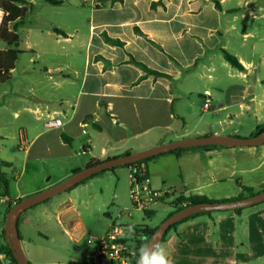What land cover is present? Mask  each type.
<instances>
[{"label":"crops","instance_id":"obj_1","mask_svg":"<svg viewBox=\"0 0 264 264\" xmlns=\"http://www.w3.org/2000/svg\"><path fill=\"white\" fill-rule=\"evenodd\" d=\"M25 1L26 5H18L25 8L24 20L31 12L35 17L28 32H36L39 40L43 32L48 34V46L40 48L47 61H41L34 43L23 51L18 43L21 55L31 54L32 65L19 75L14 65L11 87L4 94L10 97L6 99L10 110L9 101L20 103L12 111L15 116L26 111L33 119L31 125L24 124L26 130L13 135L18 151L25 154L13 194L6 171L14 173L15 167L1 157L0 145V177L8 182L7 195L0 184L4 203L0 234L9 204L53 185L43 181V171L37 167L31 169L30 180L43 184L30 190L19 181L32 148L41 140L43 152L36 157L50 153L66 166L65 174L54 179L59 183L92 160L192 137L242 132L249 137L264 125V30L258 28L264 0ZM45 11L49 16H42ZM42 22L48 25L44 31ZM222 50L234 56L243 70L233 68ZM51 116L64 125L47 131L44 121ZM2 129L0 142L10 137ZM106 141L110 143L105 145ZM93 148L96 153L91 154ZM70 158L75 161H67ZM144 165L154 189L170 190L167 203L180 194L222 201L237 197L241 186L254 193L262 188L264 144L185 150ZM96 178L20 215L18 234L24 255L30 233L40 235L37 227L47 230L50 222L61 227L77 249L85 239V252L90 250L94 239L116 221L109 215L104 229L91 235L74 217L82 202L77 201L79 190ZM167 205L170 210L162 220L172 212ZM162 220L146 226L156 227ZM3 243L0 237V246ZM162 244L171 264H264V202L243 208L240 214L225 210L195 216L171 229Z\"/></svg>","mask_w":264,"mask_h":264},{"label":"rangeland","instance_id":"obj_2","mask_svg":"<svg viewBox=\"0 0 264 264\" xmlns=\"http://www.w3.org/2000/svg\"><path fill=\"white\" fill-rule=\"evenodd\" d=\"M2 1L4 0H0V2ZM48 14L49 13L45 11L42 13V16H49ZM26 16L24 25L17 29L20 39L18 49L22 51L26 50L25 46L28 43H34L36 48L35 50L40 52L39 56L41 57V61H47L45 53H43L40 48L48 46V34L43 32L42 39L39 40L35 37L37 35H34L36 32L33 34L28 32L27 28L32 27L31 23H35L34 12H31ZM42 24L45 26L40 25V28L44 31V28H48V25L45 22H42ZM258 28L264 30V18L260 23L258 22ZM1 49H5L4 46L0 45V50ZM30 56L31 54L26 51L22 55L18 56L15 63L17 67V75L21 73V70L26 65H32ZM10 80L9 82L0 84V127H4L1 131L2 133L10 135L8 139L0 142V145L3 147L1 157L12 161L13 166L15 167L14 173L6 171L9 181V193L13 194L15 190V181H17L16 175L21 170L20 163L25 156L22 150L18 151V142L16 138L14 140L13 135L16 136L18 130H26V127L28 126L25 127V125H31L33 118L31 115L27 114L26 111H19V116H15L12 113L15 108L20 106V103L16 100L8 102V104L13 108L12 110H10V107H7L6 99L8 100L10 97L8 94L5 95L4 93L11 87ZM13 85L16 87V83ZM238 137L247 138V135L242 132ZM28 138H30V135ZM109 143L110 141H106L105 145H108ZM42 144L43 142L41 140L32 148L30 155L31 159H29L25 175L19 178L21 185L24 186L25 189L32 190L43 184L42 181L36 182L30 180L31 169L35 167H37L38 170L41 169L43 171V181L53 185L58 183H53L54 179L63 176L66 172V166L63 163L61 164V162H59V160H57L53 155H50V153L41 159L36 157L40 156V153L43 152L41 150ZM94 153H96V149L93 148L91 154ZM41 156L43 155L41 154ZM36 159L40 162L36 161ZM65 160L66 158L64 159V162ZM67 161L74 162L75 160L70 158ZM94 161L96 160H92L87 164L93 163ZM125 168L126 167H118L113 171H106L95 180H92V182H89L86 188L79 190L77 201L81 200L82 202L78 203L77 206V212L79 215H75V213L74 217L87 227L88 232L91 235H94L98 230L101 232L104 229L105 225L108 223L109 215L112 219H115L120 223H132L136 225L145 224L153 226L158 224V222L166 216V212L170 210L167 205L169 197L164 198V201H159V203L153 205L152 209L154 210V215L151 217H146L144 212L133 209L129 197V181ZM11 174L12 176H15V179L11 177ZM2 199L3 196L0 195V214L4 208ZM44 203L38 204L35 208L42 207ZM30 209L27 211H30ZM0 224L2 226V222ZM48 226L49 228L47 230L42 226L37 227L40 231V235L34 234V232L30 233V244L25 245L24 247L26 258L30 264H89L85 260V239L79 243V248L77 249L75 244L70 242L68 237L63 234L61 227H58L53 222H50ZM0 237H2L1 234Z\"/></svg>","mask_w":264,"mask_h":264},{"label":"water","instance_id":"obj_3","mask_svg":"<svg viewBox=\"0 0 264 264\" xmlns=\"http://www.w3.org/2000/svg\"><path fill=\"white\" fill-rule=\"evenodd\" d=\"M264 144V130L254 137L242 138L238 136L207 135L192 137L160 144L142 151L130 153L129 155L112 157L86 165L80 170L72 172L67 178L59 183L40 191L36 194L20 199L6 214L3 226L4 241L11 250L12 256L17 264H29L21 247L18 235V218L29 208L56 196L71 187L79 184L88 177L101 171H106L114 167H120L136 163L146 158L159 154L167 153L177 148H189L206 145H221L225 147H255ZM264 202V191L252 196L232 201H215L207 203H198L188 205L162 220L150 238H157L159 241L168 230V228L178 221L189 217L190 215L201 212L225 211L234 209H243Z\"/></svg>","mask_w":264,"mask_h":264},{"label":"trees","instance_id":"obj_4","mask_svg":"<svg viewBox=\"0 0 264 264\" xmlns=\"http://www.w3.org/2000/svg\"><path fill=\"white\" fill-rule=\"evenodd\" d=\"M45 1H47L49 3H52V4H58L60 2V1H57V0H45ZM26 4L27 3H26L25 0H4V1L1 2L2 9L5 12V16H4V19H3L1 27H0V45L4 46L5 49H1L0 50V84L9 82V80H10V72L14 68V65H15V63H16V61L18 59V56L21 55V53H22L21 51H19L17 49L18 43H19V37L17 35V29L23 24L24 15H25V8L24 7H18V5L22 6V5H26ZM55 31L60 33V34H63L58 29H55ZM106 40L109 43L115 42V41H113L112 39H109V38H106ZM222 54H223L224 59L233 68H236L238 70H243L242 65L237 61V59L234 56L228 54L226 51H223V50H222ZM147 71L151 72L153 74H159V73H157L155 71H152V70H148L147 69ZM263 130H264V125L258 126V127L255 128L254 132L249 137H254V136L258 135L259 133H261ZM61 137H62V139L65 142H68V140L65 137V135H61ZM203 148H206V149H220V148H226V147L225 146H221V145H206V146L189 147V148H177V149L171 150V151H169L167 153L159 154V155H156V156H153V157H150V158L143 159V160L138 161L136 163H132V164L124 165V166H120V167H127V168L128 167H133L135 169L138 165L147 164V162H149L151 159L156 158V157L161 156V155H164V154H178L181 151H185V150L203 149ZM129 154H130V151H126V152H124L123 154H121L119 156H125V155H129ZM119 156H116V157H119ZM106 159H109V158H106ZM96 162H98V160L94 161L93 163H96ZM93 163H89L87 165H91ZM116 168H118V167H114V168H111V169L106 170V171H110V170L113 171ZM74 171H76V170H74ZM106 171H101V172H99L97 174H94V175L88 177L87 179L83 180L79 184L71 187L68 190H71V189L75 188L76 186H78L80 184H83L86 181H88V180H90V179H92V178H94L96 176H99V175L103 174ZM0 184L4 188V195H7V193H8L7 192V188H8L7 180L2 178V177H0ZM261 191H264V184H263L262 188L256 193H259ZM245 193L247 195H244ZM256 193H254L253 190L248 188V187L241 186V193L237 197L225 199V200H222V201H232V200H236V199H242V198H245V197L252 196V195H254ZM167 197H169V196H167ZM19 201H20V199H17L14 204H9V206L6 208V211H5V214H4V217H3V225H4V220H5V216H6L7 212L16 203H18ZM46 201H43L42 203H44ZM160 201H164V198H162ZM207 202H215V201L209 200L205 196L184 197L183 195L180 194V195L172 198L168 202V204L173 208L172 212L169 215H171L172 213H174V212H176V211H178V210H180V209H182V208H184V207H186L188 205L198 204V203H207ZM35 206H37V205H35ZM35 206H33V207H35ZM33 207H31V208H33ZM242 210L243 209H234V210H231V211L235 212L236 214H240ZM210 213L211 212L196 213V214L190 215L189 217H187L185 219H182V220L178 221L177 223H174L173 225H171L168 228V230L162 236L160 242L162 243L164 241V238H165L166 234L171 229H174L178 224H180V223H182V222H184L186 220H189V219H191V218H193L195 216L204 215V214L209 215ZM144 215L146 217H151L153 215V211H150V210L144 211ZM19 219H20V217L18 218V222H19ZM18 222H17V226H18ZM157 226L153 227V228H150V227H148L146 225H138V227L140 229H142L143 240H141L139 242V245L137 247L135 256H134L131 264H135V262H136L137 255H138V248H139L140 244L144 241L145 238H149L150 239V237L152 236V234L155 231V229L157 228ZM1 235H2V237L4 239L3 229L1 231ZM0 253H3L14 264H17V262L15 261V259L12 256L10 248L8 247L7 243H5V241H4L3 245L0 246ZM29 264H30V262H29Z\"/></svg>","mask_w":264,"mask_h":264},{"label":"built area","instance_id":"obj_5","mask_svg":"<svg viewBox=\"0 0 264 264\" xmlns=\"http://www.w3.org/2000/svg\"><path fill=\"white\" fill-rule=\"evenodd\" d=\"M4 16L5 12L0 2V27ZM207 106L206 102L204 107ZM63 125V121L55 116L47 117L44 121V128L47 131L61 128ZM128 176L131 179L129 197L133 209L142 212L151 210L153 205L171 193L170 190L160 191L151 186L144 164L138 165L135 169L128 167ZM130 226L133 228L131 233L128 231ZM142 235V229L138 225L113 221L106 232L94 239V245L86 253L85 260L89 264H131L139 242L143 240ZM0 264L14 263L0 253Z\"/></svg>","mask_w":264,"mask_h":264},{"label":"clouds","instance_id":"obj_6","mask_svg":"<svg viewBox=\"0 0 264 264\" xmlns=\"http://www.w3.org/2000/svg\"><path fill=\"white\" fill-rule=\"evenodd\" d=\"M133 231L132 226L128 229ZM135 264H171L168 251L157 238H145L138 248Z\"/></svg>","mask_w":264,"mask_h":264}]
</instances>
